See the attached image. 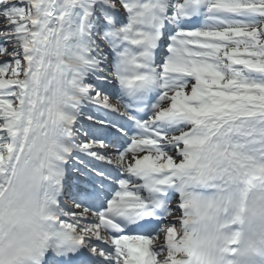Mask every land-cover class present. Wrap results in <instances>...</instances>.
<instances>
[{"label":"snow or ice","instance_id":"1","mask_svg":"<svg viewBox=\"0 0 264 264\" xmlns=\"http://www.w3.org/2000/svg\"><path fill=\"white\" fill-rule=\"evenodd\" d=\"M0 264H264V0H0Z\"/></svg>","mask_w":264,"mask_h":264}]
</instances>
